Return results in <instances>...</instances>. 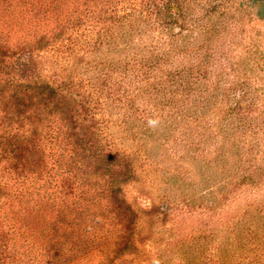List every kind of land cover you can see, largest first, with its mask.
I'll list each match as a JSON object with an SVG mask.
<instances>
[{
    "label": "trees",
    "instance_id": "16d2710c",
    "mask_svg": "<svg viewBox=\"0 0 264 264\" xmlns=\"http://www.w3.org/2000/svg\"><path fill=\"white\" fill-rule=\"evenodd\" d=\"M221 14L193 0H0V264H166L148 226L129 227L172 199L149 211L138 194L177 164L173 140L180 159L218 163L223 119L257 104L248 77L222 85ZM215 174V198L188 206L217 212ZM256 182L246 169L239 185ZM206 249L199 264H224Z\"/></svg>",
    "mask_w": 264,
    "mask_h": 264
},
{
    "label": "rangeland",
    "instance_id": "374dc122",
    "mask_svg": "<svg viewBox=\"0 0 264 264\" xmlns=\"http://www.w3.org/2000/svg\"><path fill=\"white\" fill-rule=\"evenodd\" d=\"M219 3L223 14L217 19L221 35L216 62L221 66L222 85L229 87L235 80L237 83L248 77L246 83L257 104L238 117L224 115L218 163L210 168L202 151L198 163L187 156L180 159L184 154L179 145L174 147L173 140L170 153L178 158L177 164L170 163L158 177V171L150 175L149 179L154 176L158 185L151 198L138 194L139 205L149 211L165 203L163 198L172 199L154 222L129 227L140 234L148 226L153 234L149 247L154 253L160 250V259L166 264H199L202 246L210 258L219 246L224 264H264V0H193L198 9ZM246 169L258 182L240 186ZM214 173L221 190L218 197L222 199L217 212L188 206L189 199L194 198L202 207L215 198L206 185L207 176ZM204 229L215 230L217 243L194 236ZM128 245V249L133 248L135 241Z\"/></svg>",
    "mask_w": 264,
    "mask_h": 264
}]
</instances>
